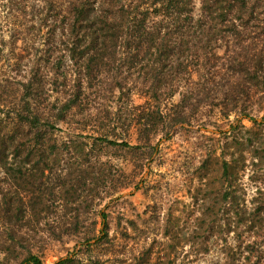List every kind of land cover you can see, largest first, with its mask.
I'll return each mask as SVG.
<instances>
[{
    "label": "trees",
    "instance_id": "trees-1",
    "mask_svg": "<svg viewBox=\"0 0 264 264\" xmlns=\"http://www.w3.org/2000/svg\"><path fill=\"white\" fill-rule=\"evenodd\" d=\"M263 16L264 0H0V33L5 24L14 28L10 53L0 46V264L14 258L43 264L35 246L64 237L90 252L86 264H118L92 253L111 242L107 223L97 235V214L107 213L96 206L132 183L104 159L105 149H140L127 132L141 121L138 132L151 146L159 120L187 121L189 108L209 104L245 117L264 109ZM17 33L25 41L21 54L14 49ZM91 95L106 103L97 107ZM134 95L144 102L135 104ZM175 95L179 101L170 102ZM85 110L99 117L92 130L102 134L87 140L86 120L78 133L59 134V124ZM253 121L263 125L264 116ZM222 170L236 181L232 162L224 160ZM233 186L223 199L236 194ZM249 210H235L236 223L260 222L259 242L248 244L244 257L220 249L218 262L264 264L263 209ZM130 227L136 228L133 219ZM23 229L31 231L29 240ZM150 250L120 263L145 264ZM78 262L67 257L55 264Z\"/></svg>",
    "mask_w": 264,
    "mask_h": 264
},
{
    "label": "rangeland",
    "instance_id": "rangeland-1",
    "mask_svg": "<svg viewBox=\"0 0 264 264\" xmlns=\"http://www.w3.org/2000/svg\"><path fill=\"white\" fill-rule=\"evenodd\" d=\"M23 23L28 24L27 21ZM7 25L0 33V46L5 45L4 55L14 46L11 45L14 28ZM15 35L19 37L14 49L21 54L25 41L19 33ZM1 63L6 65L4 60ZM91 98L97 107L107 100L105 96L91 95ZM179 98L175 95L170 102L176 103ZM133 99L135 104L144 102L139 95H134ZM3 108L9 109V105L3 104ZM169 112L167 109L168 116ZM73 116V121L70 117L68 122L59 124L63 129L60 135L69 137L78 133L84 120L89 123L88 130L83 131L87 140L100 135L101 132L92 130L99 120L97 115L85 110V114ZM263 116L264 109L256 107L250 117L260 123ZM185 117L187 121L175 124L159 120V134L152 139L151 146L144 144V135L138 132L143 128L141 121L140 126L128 127L127 132V139L140 145V149H105L104 159L122 167L132 183L121 192L105 197L96 206L97 211L107 213L106 219L97 214V235H101L107 223L111 238L109 244H101L95 248V253L92 252L99 258L121 264L120 259L127 257L128 262L134 263L133 252L150 247L151 256L145 264H223L224 260L218 262L222 257L220 249L224 252L231 249L244 257L247 245L259 242L255 231L260 222L246 220L238 224L234 211L248 215L249 209L260 206L263 209L260 216L264 217V198L258 197L264 192V124L255 125L253 118L238 112L224 115L220 108L212 109L209 104L201 110L189 108ZM167 133H170L168 138ZM255 147L259 148L258 152ZM224 160L232 162L236 181L233 177L227 180L222 176ZM138 181L140 184L136 186ZM232 183L236 194L225 200L222 195L231 189ZM131 219L136 228L130 227ZM126 228L128 236L123 234ZM23 234L28 240L32 235L27 229H23ZM84 249L77 238L64 237L63 240L40 242L34 252L43 264H55L67 257L79 259L77 264H86L90 252ZM16 254L17 251H12V256ZM8 264L28 263L14 258Z\"/></svg>",
    "mask_w": 264,
    "mask_h": 264
}]
</instances>
